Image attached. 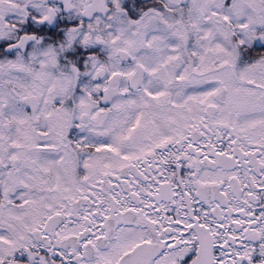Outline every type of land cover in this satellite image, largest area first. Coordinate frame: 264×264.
Listing matches in <instances>:
<instances>
[{
  "label": "snow or ice",
  "instance_id": "obj_1",
  "mask_svg": "<svg viewBox=\"0 0 264 264\" xmlns=\"http://www.w3.org/2000/svg\"><path fill=\"white\" fill-rule=\"evenodd\" d=\"M0 264H264V0H0Z\"/></svg>",
  "mask_w": 264,
  "mask_h": 264
}]
</instances>
